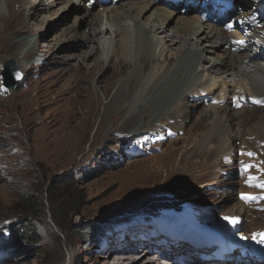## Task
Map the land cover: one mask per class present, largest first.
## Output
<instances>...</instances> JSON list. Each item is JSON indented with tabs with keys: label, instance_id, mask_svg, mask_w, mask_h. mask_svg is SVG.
Returning <instances> with one entry per match:
<instances>
[{
	"label": "rangeland",
	"instance_id": "rangeland-1",
	"mask_svg": "<svg viewBox=\"0 0 264 264\" xmlns=\"http://www.w3.org/2000/svg\"><path fill=\"white\" fill-rule=\"evenodd\" d=\"M55 1L43 0L45 6ZM8 3L13 4L0 14L19 9L17 0ZM36 3L31 0L32 5ZM59 7H52L56 12L51 19L20 34L18 39L36 40L32 55L25 56L27 46L7 54L0 45V255L5 254L0 264H114V255L124 257L133 247L143 250L145 243L153 249L169 230H184L188 223H214V228L230 224L225 218L231 208L239 222L237 237L253 239L251 247L264 251L260 241L264 234V133L255 128L264 118L261 104L235 98L236 110H242L234 126L239 136L223 149L217 145L202 148L197 141L207 130L200 133V115L217 102L222 87L215 96L207 90L198 97L203 103L186 97L178 116L168 115L154 124L146 112L126 107L132 95L128 85H135L141 72L136 65L127 64L108 96L95 86L96 82L108 85L111 64L84 59L83 63L98 69L90 80L81 78L83 68L77 57L90 48L80 39L59 42V33L73 22L76 31L88 30L82 20H73L78 6L57 12ZM175 25L168 24L166 32ZM250 59L260 63L254 54ZM7 64L22 75L13 90L3 84ZM242 79L237 76L235 80ZM90 88L97 90L92 100H98L97 113L86 133ZM226 97L230 100L233 95H223V104H228ZM142 114L146 117L134 132L126 131L129 118ZM116 115L117 121H112ZM146 221L150 223L142 226ZM12 224L27 227L30 241L8 242ZM106 253L110 254L107 258Z\"/></svg>",
	"mask_w": 264,
	"mask_h": 264
},
{
	"label": "bare ground",
	"instance_id": "bare-ground-1",
	"mask_svg": "<svg viewBox=\"0 0 264 264\" xmlns=\"http://www.w3.org/2000/svg\"><path fill=\"white\" fill-rule=\"evenodd\" d=\"M57 1L45 6L43 0H37L35 5L31 4V0H17L19 9L16 12L7 11L6 16L0 14V45L6 47L7 54L8 51L14 54L21 47L27 46L25 56L32 55L36 52V40L18 39L20 34L31 32L39 26L38 23L51 19L50 17L56 12L51 11L52 7L61 5L57 9L59 12L65 6L75 5L78 8L74 11L73 20H82L84 29H87L88 33L76 31L73 28V22L68 28L61 29L59 42L80 39L90 48L88 51H81L77 57V63L83 68L80 70L81 78L90 80L98 69L96 66L83 63L84 59L93 57V61L102 60L108 65L111 64L112 72L108 85L96 82L97 86H95V89L101 90L103 96H108L116 82L125 74L123 69L127 68V64L130 68L136 65L141 72L137 80L136 76L134 77L136 84L130 82L128 85L132 95L126 107L137 110L139 113L146 112L147 117L154 124L161 122V119L168 115L178 116L186 97L203 103V100L198 97L207 90L215 96L222 87L224 91L218 100L216 99L217 102L211 104L209 109L200 115L201 121L198 125L200 133L202 130L207 132L200 134L201 137L197 143L202 148L217 145L218 149H223L229 145L232 137L239 136L234 126H236L237 113H241L242 110H236L237 103L234 99L240 96L239 100L241 98L244 101L254 100L253 102H259L264 108V12L262 11L264 0H257V4L232 0L239 17L232 18L230 22L226 21L230 24L228 31L220 21L203 19L204 12L200 10V5L193 6L196 3L195 0L185 2L188 10L186 14H181L182 4L172 8V6L163 5L162 0ZM64 1H67L66 5ZM204 1L209 3L211 0ZM8 2L9 0H0V12H3L10 4ZM189 2L192 3L189 4ZM81 5L82 7L79 8ZM211 6L210 4L209 8ZM98 7L103 8L101 12L89 13L93 8ZM248 7L249 10L243 12ZM189 13L194 15L189 16ZM230 15V12L225 13L223 17H230ZM173 22H176L175 27L167 33V25ZM260 23L262 25H259ZM251 29L252 31L248 34L247 32ZM246 47L249 53L242 54ZM255 49H263V52L256 53ZM130 53L132 57H129ZM253 54L260 63L250 59ZM168 58L172 62H169ZM206 61L209 62L206 63ZM213 75L216 77L212 78ZM237 76L243 78L242 82L235 80ZM235 89H238V92L234 91ZM95 92L91 88L86 92V133L97 113L98 100L92 101L95 98ZM226 93L233 97L230 100L226 97L228 104H223L222 98ZM246 95L248 98H245ZM119 99L118 93L115 96V104L119 103ZM145 117L142 114L138 119L129 118V125L125 126L126 131H133L135 125ZM117 119L116 115L112 121ZM100 126L101 124L98 129ZM255 128L258 132L264 133V118L257 121ZM226 217L237 220L233 208L227 210ZM238 223L222 224L217 228H214V223L204 224L203 231L211 230L219 234L222 240L234 246L239 244L249 253L256 248H252L249 243L254 240L243 239L246 240L244 242L240 239L243 236L239 234L240 237H237L235 230H239L236 226ZM188 224L190 226H186L184 230L174 228L166 240L155 242L153 249L145 243L143 250L133 247L124 257L114 255V264H141L142 262L143 264H209V260L202 256L207 250L204 244L207 242L210 250L224 249L225 246L213 238L209 240V234L203 231L198 232V224ZM159 248L161 253H156ZM228 248L229 251L235 252L231 254L234 258L232 264H248L249 257L237 253L233 246ZM255 250L264 254V251L257 248ZM109 255L106 253L104 257L107 258ZM125 260L127 262L124 263ZM253 261L254 259L250 264ZM253 264H264V257Z\"/></svg>",
	"mask_w": 264,
	"mask_h": 264
},
{
	"label": "trees",
	"instance_id": "trees-1",
	"mask_svg": "<svg viewBox=\"0 0 264 264\" xmlns=\"http://www.w3.org/2000/svg\"><path fill=\"white\" fill-rule=\"evenodd\" d=\"M174 204H176V203H174ZM178 212H179V210H178ZM151 214L157 215V212L156 213H151ZM10 227L12 229L10 228L9 233H8V237H7V241L8 242L12 243V242H16L17 241L19 243H26V242L30 241L29 240L30 239V235H32V234L27 232V230H28V229L26 230L27 227L23 228V225H21V224L17 225L16 227H14V224H12ZM29 229L33 230V227L30 226ZM95 232H97V229L95 231L92 230L87 236L91 237L92 234H94ZM33 234H35V232H33ZM86 241H87V239H86ZM86 241H84V243H85L84 248L87 247Z\"/></svg>",
	"mask_w": 264,
	"mask_h": 264
},
{
	"label": "water",
	"instance_id": "water-1",
	"mask_svg": "<svg viewBox=\"0 0 264 264\" xmlns=\"http://www.w3.org/2000/svg\"><path fill=\"white\" fill-rule=\"evenodd\" d=\"M9 65L12 62L8 63ZM4 65V72L2 75L4 76L3 84L6 89L13 90L20 83L22 79V75L16 70L14 67L12 70L9 69V65Z\"/></svg>",
	"mask_w": 264,
	"mask_h": 264
},
{
	"label": "snow or ice",
	"instance_id": "snow-or-ice-1",
	"mask_svg": "<svg viewBox=\"0 0 264 264\" xmlns=\"http://www.w3.org/2000/svg\"><path fill=\"white\" fill-rule=\"evenodd\" d=\"M259 103V102H257ZM248 155H251V153H249ZM261 187H264V185H261ZM226 220H228L229 223H232L233 225L237 222V220L235 218H225ZM242 239H245V237H241ZM255 239V237H254ZM260 241L264 242V234H260Z\"/></svg>",
	"mask_w": 264,
	"mask_h": 264
}]
</instances>
